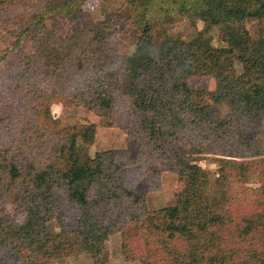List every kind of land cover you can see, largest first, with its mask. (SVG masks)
I'll use <instances>...</instances> for the list:
<instances>
[{"label": "trees", "instance_id": "16d2710c", "mask_svg": "<svg viewBox=\"0 0 264 264\" xmlns=\"http://www.w3.org/2000/svg\"><path fill=\"white\" fill-rule=\"evenodd\" d=\"M87 1L40 0L32 8L30 0H0V13L19 14L26 30L56 17L83 21L65 46L44 53L53 72L36 60L0 76V115L8 120L0 149V243L11 249L0 264L63 263L80 253L108 264L104 243L114 233L125 258L139 264H264V0H127L137 17L132 25L119 13L94 21ZM176 16L218 28L224 46L201 32L189 40L170 36ZM249 19L259 25L256 38ZM203 77L213 79V90L188 86ZM118 101L124 108H116ZM53 103L83 107L119 126L137 153L175 172L182 189L174 201L147 210L128 185L131 157L78 151V140L93 142L95 125L56 129ZM220 105L229 112L215 118ZM215 136L234 156L219 159L211 182L192 155ZM181 141L188 155H179ZM32 149L50 152L49 160L33 159L42 153ZM156 176L148 173L151 186Z\"/></svg>", "mask_w": 264, "mask_h": 264}, {"label": "rangeland", "instance_id": "374dc122", "mask_svg": "<svg viewBox=\"0 0 264 264\" xmlns=\"http://www.w3.org/2000/svg\"><path fill=\"white\" fill-rule=\"evenodd\" d=\"M39 1L30 0L29 3L33 8L34 4ZM124 1L127 0H88L87 11L94 21L103 20L115 13L124 14L128 17L129 24L132 25L137 17L132 8ZM26 10L29 11V9ZM19 17L20 15L15 12L0 13V76L9 75L10 71L18 65L36 60L40 62L38 68L44 73L53 72L55 65L49 59L44 58V53L65 46L74 30L80 27L83 21L81 19L71 21L65 17H56L54 20H48L45 28L34 31L26 30L20 23ZM260 24L264 25V21H261ZM258 26L256 21L247 20L246 28L253 38L258 36ZM198 32L203 33L204 38H208L211 45L215 47L224 46L218 28L207 26L200 20H188L176 16L174 22L169 25L170 36H179L184 40L192 39ZM131 49L129 48V50ZM34 69L36 71V68ZM188 86L194 90L210 91L214 89V81L210 77L192 78L188 80ZM117 107H123L120 101L117 102ZM228 112L227 105H220L217 107L214 117L222 118ZM50 113L53 119L57 121L56 129L77 124L95 125L96 133L93 142L86 144L78 140V151L86 153L90 157L96 153L108 151L122 152L123 155L131 157L126 160L128 185H131V187L133 185L134 189L144 197L147 210L151 211L171 204L174 201L175 194L182 189L175 172L170 168L157 166V163L150 160L147 153H137L136 147L129 142L127 134L119 126L109 127L103 117H99L91 111L76 105L64 106L61 103H53L50 106ZM6 136H8V120L6 116L0 115V149L3 147L1 145H3ZM245 136L249 137L248 134ZM260 140L264 146V137H261ZM177 148L180 152L179 155H188L189 146L186 142L177 143ZM32 150L42 153L33 156V159L37 161L49 160L50 152L42 149ZM233 156L234 154L229 145L215 136L213 139L210 138L207 150L201 154L192 155V160L208 173L209 179L213 182L219 159L222 157L233 158ZM155 171H158V177H154L156 183L151 186L146 177L148 173H155ZM249 186L255 187L258 185ZM68 213L72 214L70 211ZM48 226L51 231H58L55 220L49 221ZM150 235L153 248L160 257L161 251L156 232L152 230ZM104 251L108 264H139L138 260L127 259L122 254L119 233L108 236L104 243ZM9 253H11L10 247L8 245L3 246L0 243V254L7 255ZM45 264H92V260L88 254L80 253L77 256L66 258L63 263L45 261Z\"/></svg>", "mask_w": 264, "mask_h": 264}]
</instances>
